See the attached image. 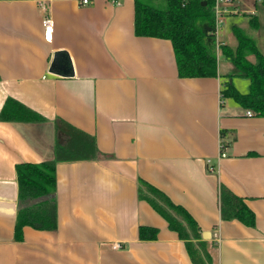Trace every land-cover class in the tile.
Wrapping results in <instances>:
<instances>
[{
  "label": "crops",
  "instance_id": "0c3cea01",
  "mask_svg": "<svg viewBox=\"0 0 264 264\" xmlns=\"http://www.w3.org/2000/svg\"><path fill=\"white\" fill-rule=\"evenodd\" d=\"M82 1L0 0V110L10 98L43 118L0 121V264H192L138 199L139 180L190 214L211 264H264V118L220 98L232 64L217 47V77L179 78L169 40L135 36L134 0ZM221 5L217 46L235 47L239 29L264 55V4ZM56 119L92 136L102 157L56 163V228L26 226L16 241L15 166L54 159ZM220 186L253 227L221 220ZM139 226L156 239L139 240Z\"/></svg>",
  "mask_w": 264,
  "mask_h": 264
},
{
  "label": "trees",
  "instance_id": "16d2710c",
  "mask_svg": "<svg viewBox=\"0 0 264 264\" xmlns=\"http://www.w3.org/2000/svg\"><path fill=\"white\" fill-rule=\"evenodd\" d=\"M215 0H134V34L137 37L166 39L171 42L179 78L217 77V47L233 66L229 79L247 80L246 92H240L229 80L222 83L220 98H230L251 115L264 118V55L256 42L235 29V47L217 46L214 30ZM257 27L255 18L249 20ZM253 57V61L249 60ZM0 121H43L39 115L8 98L0 110ZM102 157L94 138L62 119L55 120L54 159L15 166L18 208L14 239L21 241L23 227L52 231L56 228L55 167L62 161L94 160ZM138 199L166 222L170 231L184 242L192 264H211L201 241L196 221L181 206L173 204L160 190L139 180ZM221 220H237L245 226L255 225V216L245 202L220 186ZM158 230L139 226L138 239L155 240Z\"/></svg>",
  "mask_w": 264,
  "mask_h": 264
},
{
  "label": "built area",
  "instance_id": "2783aa9c",
  "mask_svg": "<svg viewBox=\"0 0 264 264\" xmlns=\"http://www.w3.org/2000/svg\"><path fill=\"white\" fill-rule=\"evenodd\" d=\"M231 1L232 0H215V4H214V7H213L214 16H215V22H214V30H215L214 33H215V35L217 34L219 28L223 24L225 14L228 13V10L226 8H224L221 4L228 5V4L231 3ZM255 1L258 2V3H263L264 4V0H255ZM86 3H88L87 0H83L82 1V4H86ZM234 13H237V11H234ZM43 25H44L45 29H50V26H51L50 20L49 19H45L43 21ZM246 114L248 116H251V113L249 111H247ZM224 157H226L225 144L220 140L219 141L218 158L220 159V158H224ZM207 162H208V170L210 172H214L216 168L209 162V160Z\"/></svg>",
  "mask_w": 264,
  "mask_h": 264
},
{
  "label": "rangeland",
  "instance_id": "374dc122",
  "mask_svg": "<svg viewBox=\"0 0 264 264\" xmlns=\"http://www.w3.org/2000/svg\"><path fill=\"white\" fill-rule=\"evenodd\" d=\"M218 57H219V59L221 61L228 62L222 55H219ZM232 79L234 81V85L236 87H238V89L240 90V92H242L243 90H244V92L246 91L245 89H246V85H247V80H245V79H234V78H232Z\"/></svg>",
  "mask_w": 264,
  "mask_h": 264
},
{
  "label": "water",
  "instance_id": "95a60500",
  "mask_svg": "<svg viewBox=\"0 0 264 264\" xmlns=\"http://www.w3.org/2000/svg\"><path fill=\"white\" fill-rule=\"evenodd\" d=\"M52 65H54V64H52ZM64 68H65L64 66L61 67L62 70H63ZM68 75H72V72L69 71V74H68ZM208 238H209L208 233H207V232H203V233H202V239L206 240V239H208Z\"/></svg>",
  "mask_w": 264,
  "mask_h": 264
}]
</instances>
